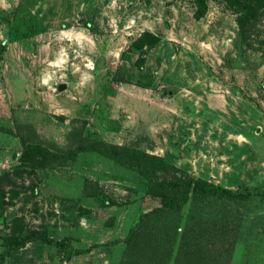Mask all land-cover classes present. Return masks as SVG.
Segmentation results:
<instances>
[{"label":"rangeland","instance_id":"1","mask_svg":"<svg viewBox=\"0 0 264 264\" xmlns=\"http://www.w3.org/2000/svg\"><path fill=\"white\" fill-rule=\"evenodd\" d=\"M205 4L0 0V253L33 229L66 238L0 264H130L124 238L164 216L198 264H229L264 229V56ZM92 141L119 151H69ZM202 180L234 194L194 193Z\"/></svg>","mask_w":264,"mask_h":264},{"label":"trees","instance_id":"2","mask_svg":"<svg viewBox=\"0 0 264 264\" xmlns=\"http://www.w3.org/2000/svg\"><path fill=\"white\" fill-rule=\"evenodd\" d=\"M195 6L193 11V16L199 18L205 12L206 4L205 0H192ZM229 8L232 9L233 13L236 16L237 31L241 41L245 44L247 48L260 51L264 56V0H223ZM146 35V34H145ZM151 37L152 40L148 42L151 46L157 40L155 35L147 34ZM134 48L141 47V43L132 44ZM168 90H166L167 92ZM24 141V140H23ZM79 142V141H78ZM91 145L85 146L83 143L78 144L75 148L69 149L70 153L75 154L82 150H98L101 153H114V151H119V148L113 145H108L106 143H100L92 141ZM97 144V147L96 145ZM109 148L112 149H108ZM36 164L35 166H42V159H46L41 153H36ZM63 161V160H62ZM192 191L194 193H211L219 191L220 193L225 194H234L230 189L216 186L205 181H200L199 184H194L192 186ZM102 201L105 205L109 204V200L103 197ZM165 204V202H163ZM164 207V205H162ZM179 206V204H178ZM163 209V208H162ZM173 216V215H172ZM165 217V216H164ZM160 219L161 226L154 225L152 229L146 231L143 228L141 230H131L130 235L124 238L123 241L126 242L125 246V255L129 256L128 253H131L130 257L127 259V262L130 264H198L200 257L199 252L197 251L190 253L185 250V245L187 244L184 241V227L180 226V218L176 217V220L172 222V231L171 235H166L168 231L166 218ZM165 232V233H162ZM41 239L46 242H53L54 244L61 245L66 241V238H61L59 240L52 239L48 237L44 231L39 230H29L27 234L20 236L15 235L12 238L5 240L4 249L0 253V262L3 261L4 257L9 253L11 249L19 248L23 246L26 242ZM177 239V246L175 252H172V244ZM119 240L114 239L107 244L116 243ZM196 244V239L193 240ZM149 248V250L147 249ZM82 250H74L78 253ZM146 251L145 253V263H140L137 258L134 260L135 252ZM216 255L217 252L213 253ZM138 257H143L139 255Z\"/></svg>","mask_w":264,"mask_h":264},{"label":"crops","instance_id":"3","mask_svg":"<svg viewBox=\"0 0 264 264\" xmlns=\"http://www.w3.org/2000/svg\"><path fill=\"white\" fill-rule=\"evenodd\" d=\"M261 215L264 219V207ZM252 233L250 238H246L245 246L243 241L237 240L231 248L229 264H264V229L258 228L257 232Z\"/></svg>","mask_w":264,"mask_h":264},{"label":"water","instance_id":"4","mask_svg":"<svg viewBox=\"0 0 264 264\" xmlns=\"http://www.w3.org/2000/svg\"><path fill=\"white\" fill-rule=\"evenodd\" d=\"M63 88H64V84L61 83V84L58 85V89H59V90H60V89H63ZM167 92L170 93L171 91L168 90Z\"/></svg>","mask_w":264,"mask_h":264}]
</instances>
